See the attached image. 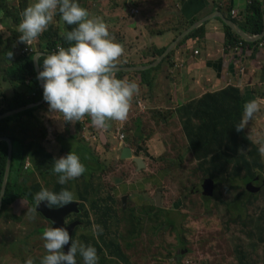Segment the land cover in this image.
Masks as SVG:
<instances>
[{
    "label": "crops",
    "instance_id": "0c3cea01",
    "mask_svg": "<svg viewBox=\"0 0 264 264\" xmlns=\"http://www.w3.org/2000/svg\"><path fill=\"white\" fill-rule=\"evenodd\" d=\"M22 1H26L29 5L33 2V0ZM117 1H120L122 4L117 11H112L110 7L111 0H107V3L106 0H78L80 6L87 9L89 13L92 10H97L95 12L96 16H100L101 14L100 4H107L104 16L108 20H105L104 17H100V19L107 25L112 39L121 44L123 48V54L117 58L115 65H126V68H128L126 79L135 81L138 85L137 92L133 95L130 103L126 120L121 122L108 121V126L100 130L92 125L91 119L87 115L81 118L82 122L79 126V133L81 135H84V133L88 134L90 136L89 139L94 138V136L99 138L102 146L111 145L112 150L115 152H113L111 158H106L105 161L97 160L96 157L92 156L88 147L83 146L76 139L71 138L74 144L71 139L64 138L63 136H66L65 129L67 130L66 122L62 121L63 118L60 114L50 113L47 104L43 102L44 111H46L43 112V118L46 119L44 127L47 128L46 134L49 137L45 141L51 144V149L57 145L60 146L56 149L54 155L60 154V156H63L62 150L65 148L69 149L73 145V148L77 149L81 155V162L85 166L94 165V168L87 170L81 177L68 181L65 185H60L57 183L56 174L51 173L50 169H48L53 164V159L57 157H51L46 150L44 152L48 157L43 163H36L35 159V165L32 166L30 161L27 160V165L24 168L25 172H31V180L40 182L41 187L44 189H46V182L51 180L52 183L49 190L55 186L71 190L75 195L74 201L78 205L77 208H79L80 213H86L89 216L92 225L93 222L101 219H106L107 223H109L107 205L111 207L113 216L111 223H116L114 221L115 216L122 218L125 215L124 205L121 211L117 212L114 197L104 196L101 198L98 196V188L94 179L96 178L95 175L98 176L102 171L103 166H108L110 159L114 160L118 158L122 161L121 153L124 149H128L131 153V145H133L134 141L128 138V135L133 133L130 130L132 125L130 120L135 116L133 110L139 106L138 100L142 93L145 94L143 102L147 106L155 107V109L150 108L147 110V119L149 117V120L146 119L144 127L149 122L153 128L160 120L164 128H167L169 123L173 125L179 124L182 139H184L187 149L188 145L181 123L184 118L179 108L201 98L207 92L218 91L226 86L241 88L242 111L246 101H257L258 98L260 99V102H256L258 106L257 111L252 115L248 124H245L246 116L244 112L242 113L244 115L243 129L247 137H249L248 134L252 132L254 127L257 128V133L264 135V55L258 51H253L248 56L245 55L244 50L236 54L234 46H223L224 25L230 27L237 34L231 28V24L238 29L240 27L232 21V18H234V21H239L241 14L244 13L251 1L259 3L264 21V0H114L113 3L115 4ZM131 10L134 13H130ZM230 10L235 12V17L230 14ZM200 26L202 29H200ZM193 31L195 32L193 33ZM237 35L240 36L239 34ZM247 36L250 37V35ZM151 41H154V43L152 44ZM258 48L264 49L263 47H259V43ZM145 49H148V53L151 52L153 55L157 51H162L159 56H154L155 61L157 58H161L156 63L160 65L157 66L155 64L154 69L149 71L150 74L146 80L149 84L147 85V82H145L148 88L141 84L138 72L145 69V67L141 68V65H145L152 59L149 54L143 53ZM195 50L197 51L196 54H194ZM37 54L41 56L44 53L41 51ZM143 87L148 90L147 93L143 90ZM255 89L259 90V96L255 94ZM41 112L42 110L39 109L36 115L39 116ZM50 114L53 115L54 120L49 118ZM137 123L138 121L135 120V127ZM71 130L72 126L69 127L68 131L70 132ZM121 134L124 136L123 140L125 139L128 145L124 141L121 143L118 140V136ZM145 148L157 153H163L165 147L162 136L160 134L151 136L147 139ZM137 149L140 150V148ZM187 154L191 155L192 153L187 151ZM132 158H134L133 155ZM122 163L126 164V161ZM41 173H44V175L42 176ZM37 175L41 177V181L36 178ZM112 183L118 189H121L122 184H129L118 180H112ZM86 192L94 196L90 204L85 203L83 199V195ZM123 196L126 198L130 197V195L127 196L125 194ZM142 200L146 201V198H142ZM179 203H181V206L178 212L181 213L183 201L178 199L176 206ZM141 205L145 212L151 209L146 202H142ZM81 206H84V209ZM157 209L159 208L155 204L153 211H159ZM157 214L146 213L144 216L147 218L148 215L155 216ZM77 217L72 214L68 217V220L74 221L72 219H77ZM148 220L151 221V219ZM187 221L190 229L196 235V230L201 226V221L192 219L190 216H188ZM211 221L213 219L203 221L204 226L211 227L212 223L209 225ZM83 231H85L83 226L82 228L81 226L77 228L78 235L84 234ZM126 231L127 229L124 226V232L120 234L126 233ZM150 232L156 233L157 231L150 229ZM101 234L108 237L104 233ZM88 235L94 236L93 231L88 230ZM240 236L242 247L247 250L249 244L244 245V242H247V240L242 232ZM93 240L96 242L95 238ZM140 240L142 239H130L128 237L130 244L135 245ZM89 242L91 243L92 241L90 240ZM249 243H252L251 245L254 247L256 240L253 239ZM118 245H121V250L125 255V245L120 242H118ZM255 249L257 253L260 247L257 246ZM227 263L231 264V262Z\"/></svg>",
    "mask_w": 264,
    "mask_h": 264
},
{
    "label": "rangeland",
    "instance_id": "374dc122",
    "mask_svg": "<svg viewBox=\"0 0 264 264\" xmlns=\"http://www.w3.org/2000/svg\"><path fill=\"white\" fill-rule=\"evenodd\" d=\"M113 1L114 0H111L110 3L111 10L117 11L122 3L117 1L114 4ZM22 3L26 4V1L0 0V33L6 40L5 44L1 47V51L3 50L5 54L12 52V45L15 48L17 47V36L19 34L16 31L17 25L11 18L4 17L2 8L6 6L8 9L15 10L19 16ZM106 3L100 4V16H96L95 12L97 10H92L90 14L99 18L104 17L105 20H108V18L104 16V13H106L105 8L107 7ZM63 25L64 23L61 25L53 20L48 28L56 29L58 32H61L65 30ZM151 43L153 44L154 41H151ZM2 64H8V61L4 58ZM149 74V72L140 73V79H138L141 82L142 79L148 77ZM4 78L5 75H0V93H6V95L10 97L13 95L14 90L12 85L5 81ZM143 86H146V84L143 83ZM143 90L146 93L148 92L145 87H143ZM258 92L259 90L255 89V94L257 96H259ZM144 97L145 94L142 93L138 100L139 106L133 110L135 116L130 120L132 124L130 130L133 133L128 135V138L134 141L133 145H131V156L133 155L134 158L139 159L142 165H140L138 169L132 161L133 158L123 159L122 161L118 158L114 160L110 159L108 161V166H103L102 171L98 176L95 175L96 178L94 179L102 194L101 198L104 196L114 197L117 212L121 211L120 199L122 198L125 209L124 214L134 213V216H139L144 224L145 230L141 236L137 238L142 240L137 241V245L130 244L126 234L117 233L114 237L118 242L125 245V255L130 264H222V262L229 259V257H233L232 252H234L236 248L242 247L240 239V230L242 226L240 220L236 217V213L240 212V207L232 205L226 210L220 205V203H230L236 193L234 194L230 190L226 192V188L229 189V184L225 182L217 192L215 190V201L206 203L201 199V193H199V191H201L200 183L204 178L195 171V165L192 162L193 157L187 154V147L184 139H182L180 125L177 123L176 125L169 123L168 127L164 128L161 121V124H157L156 128L154 126L152 128V124L149 122L144 127V123L147 119V110L150 108L155 109V107L147 106L143 102ZM256 102H260V99L258 98ZM30 107H32V105L28 108ZM43 112L46 111L42 110L37 117L42 120L41 123L44 126L46 119L43 118ZM49 118L54 120L52 114L49 115ZM135 120L138 121L136 127L134 126ZM147 120H149V117ZM256 130L257 128L254 127L252 132L248 134V141L252 146L260 148L262 145L261 140L264 135L262 133H257ZM156 134H160L163 138L165 147L163 153H157L156 151L145 148L147 139ZM65 135L67 137L62 136L71 139L66 133ZM89 137L90 136L85 133L81 135L78 130V132L74 133L72 139H76L83 146L88 147L92 156L96 157L97 160L100 159L105 161L106 158H111L113 152H115L112 150L111 145L107 144L106 146H102L99 138L94 136V138L89 139ZM146 137L147 139H145ZM256 138L257 140H255ZM46 139H49L48 134H46ZM123 141L125 144L127 143L125 139H122L120 142L122 143ZM41 142L46 152L49 153L51 157H61L60 154L54 155L56 149L60 147L59 145L51 149L50 143L46 141ZM50 142L52 143V141ZM72 142L74 143L73 140ZM137 148H140V150ZM73 149L80 157L81 155L78 150L75 148ZM70 150L71 147L69 149H63L62 155L67 154ZM260 159L262 163H264V154H261V152ZM125 161L126 164L122 163ZM51 166H49L48 169H50ZM93 166L94 165L85 166L86 171L93 169ZM163 170H166V172ZM36 178L41 181L39 175H37ZM112 180L125 181L133 186L140 185L141 191L136 192L131 190L132 187L129 189H124L123 187L118 189L117 186L112 183ZM152 182L155 184H151ZM51 183V180L46 182L47 190H49ZM235 183L236 186H241L239 182L236 181ZM123 185L124 184H122V186ZM156 185L161 187V191L156 192ZM123 194L127 196L130 195V197L126 198ZM191 197H194L197 205H193ZM93 198V194L89 192L83 195V199L87 204L92 203ZM142 198H146V201H143ZM178 199L183 201L181 213L178 212L181 203H179L178 206L174 205ZM142 202H146L151 209L146 212H141ZM252 202L253 201H251V203ZM256 202L258 203H254L241 215V218L244 220L242 224L243 226L247 225L246 228L248 231L258 224V222L254 224L252 222V218L256 214L255 209L257 207L258 209H264L263 203L260 204L258 199ZM24 203L23 200H16L12 208H10V206L4 208L2 216L0 217V264H25V260L27 259H31L32 264H39L40 258L45 255L41 234L45 229L51 227V223L46 220L35 207L27 206ZM155 204L157 208H159L157 209L159 211H153V206H155ZM107 207L108 210L111 208L109 205H107ZM145 213H158V216L149 221L144 216ZM188 216L192 219L201 221V226L196 230V235H194L195 232L190 229L187 221ZM121 219L122 221L124 219V226L126 229L134 227V219L131 221L126 215L122 216ZM209 219H213L209 224L211 225L212 223L211 227L204 226L203 221H209ZM158 222L164 225L160 229H157L155 225ZM109 223L111 222L109 221ZM92 228L93 225L91 226V230ZM150 229L156 230L157 232L152 233ZM120 232H124V227ZM92 237L94 239V236ZM249 242L250 237L247 236V242H244V245L246 246L249 244V246L252 247V243L250 244ZM128 244L131 246L129 247ZM262 249L261 247L257 253L246 252L244 255L253 256L254 261L258 259L256 264H261V258H264V251L262 254ZM182 250L186 251L185 255H181ZM106 257V254L100 255V257H98V264ZM116 263L122 264L114 260L107 261V264Z\"/></svg>",
    "mask_w": 264,
    "mask_h": 264
},
{
    "label": "trees",
    "instance_id": "16d2710c",
    "mask_svg": "<svg viewBox=\"0 0 264 264\" xmlns=\"http://www.w3.org/2000/svg\"><path fill=\"white\" fill-rule=\"evenodd\" d=\"M28 5L27 3L21 4L19 16L17 11L3 6L4 17L11 18L18 25L21 20V12ZM233 19L232 21L248 35L257 36L264 32L262 12L257 1H251L249 3L244 13L241 14L239 21H234ZM53 20L61 25L63 23L60 21L59 15L54 16ZM63 27L65 30L61 32L48 28L37 40L29 45L21 42L17 43L16 48L12 45V55L10 57L3 50L1 51V47L5 44L6 40L0 33V64H2L4 58L8 61V64L0 65V75H5L4 80L9 82L14 90L13 95L10 97L6 93H0V198L7 166V140H10L12 144V162L5 191L1 199L0 217L2 216L4 208L8 206L12 208L18 199L23 200L27 206L36 207L32 196L42 188L41 183L31 180V172H25L24 168L27 165V160L34 166L35 159L36 163H43L48 156L44 152L45 149L41 142L46 140L47 128L42 125V120L35 115V112L39 109L45 110V102L43 103L42 99V85L36 78L37 71L34 56L38 52L43 51L44 54L39 58L42 61L46 55L55 53L61 47H67L68 44L63 39V33L66 30H71L73 26L64 24ZM200 29H202L201 26ZM223 31V46H235L237 43H241V52L244 50L245 55L249 56L253 51H258L264 55V49L258 48V43L264 42V36L255 41H248L235 34L227 25H224ZM25 48L28 50H25ZM148 52V49L143 51L144 54H149L152 60L145 65L153 62L155 55L159 56L162 53V51H157L153 55L151 52ZM119 66L123 67L124 65ZM124 67L126 68L127 66L125 65ZM154 67L138 71L139 75L140 73L149 72ZM114 74L118 79L127 80V72L124 70L115 69ZM146 80L147 77L143 78L141 84H145L147 82ZM146 84L148 85L149 82ZM241 101V88L226 86L218 91L207 92L201 98L179 108L184 118L181 123L182 131L188 145L187 151L192 153L191 156L193 157L192 162L195 165V171L201 174L204 178L203 180L211 181L213 187L212 195L205 197L200 194L201 199L206 203L215 201V190L217 192L222 187V184L227 182L229 189L226 188L225 191L229 192L230 190L236 194L230 203H220V205L226 210L232 205L239 206L240 212L236 213V217L240 220L242 226L240 233L242 232L244 234L246 240L247 236L250 237V241L253 239L256 240V245L254 247L249 246L247 250L241 246L236 248L232 252L233 257H229L226 262L223 261L224 264H229L227 262H231L232 264H256L258 259L254 261L253 256H245L244 254L246 252L255 253V247L257 246L263 248L262 254L264 251V209H258V207L255 209L256 214L252 218V222L253 224L258 222V224L249 229L250 231L247 230V225L244 224L245 226H243L242 223L244 220L241 218V215L247 211V208L251 207L254 203H258L256 202L257 199L260 201V204H264V163L260 159L259 147L252 146L248 141V137L244 134V115L242 114ZM31 105V108L17 112ZM12 112L17 113L6 116ZM81 122V119L75 123L66 122L67 130L65 133L72 138L74 133L78 132ZM246 122L245 120V124ZM157 124L160 125L161 120L156 123L155 127ZM70 126H72V130L69 132L68 129ZM237 127L242 128L237 130ZM262 143H264V138L261 140ZM163 171L166 172V170ZM41 175L43 176L44 173H41ZM258 178L261 179L256 181ZM236 181L241 186H236ZM60 189L61 187L55 186L50 191L58 192ZM191 200L193 205H197L194 197H191ZM251 201L253 202L251 203ZM49 207L52 209L59 208L55 206ZM81 207L84 209V206ZM157 216L158 214L155 216L148 215L147 219H153ZM72 220L81 224L85 231H83L84 234L78 235L77 226L73 230L71 238L78 243L80 242L85 245L91 244L96 248L98 257L103 254L107 255L106 260H102L100 264H107V261L111 260L119 262V260L124 261L125 259L129 262L122 250L119 249L118 240L115 237L116 248L112 250L110 248L111 245L109 247L104 244L102 236L98 237V242L102 245L99 246L93 240L92 235H88V230L91 231L92 224L86 213L83 214V217H78V219L73 218ZM134 220L135 225L132 229L145 230L140 217ZM96 224L100 225L98 222ZM155 225L157 229L164 226L160 222ZM130 230L127 229L126 233L122 234H126L130 239H137L141 236L139 232H130ZM90 240L92 241L91 243L89 242ZM128 246L130 247L131 245L128 244ZM76 264H82L79 255L76 257ZM261 264H264V258H261Z\"/></svg>",
    "mask_w": 264,
    "mask_h": 264
},
{
    "label": "clouds",
    "instance_id": "9594fccd",
    "mask_svg": "<svg viewBox=\"0 0 264 264\" xmlns=\"http://www.w3.org/2000/svg\"><path fill=\"white\" fill-rule=\"evenodd\" d=\"M56 15L65 25L73 27L63 33L67 47H61L38 61L40 70L36 78L42 82V99L48 111L58 113L62 121L72 123L87 115L92 125L100 130L108 126V121L126 120L138 85L135 81L116 78L115 67L125 68L115 66L123 48L112 39L105 22L92 16L79 5L78 0H33L21 12V20L16 27L18 42L30 44L37 40ZM11 55L8 52V57ZM257 108L255 100L246 101L244 115L251 118ZM241 128L237 127V130ZM259 151L264 154V143ZM50 171L56 174L58 184L65 185L81 177L86 168L72 145L67 154L53 159ZM50 190L41 188L32 196L37 207L42 202L46 207H63L75 200L74 193L67 188L58 192ZM72 214L82 215L80 211ZM72 214L65 218V224L70 223L66 219ZM92 231L97 236L103 228L93 225ZM41 240L45 255L39 264H76L77 255L83 264H98L96 248L73 240L64 227L45 229ZM65 245H69L66 252L62 250ZM185 254L186 251L182 250L181 255ZM25 264H32V260H25Z\"/></svg>",
    "mask_w": 264,
    "mask_h": 264
},
{
    "label": "water",
    "instance_id": "95a60500",
    "mask_svg": "<svg viewBox=\"0 0 264 264\" xmlns=\"http://www.w3.org/2000/svg\"><path fill=\"white\" fill-rule=\"evenodd\" d=\"M231 28L237 34H239L242 38H244L245 40H248V41H252V40L255 41V40L261 39L264 36V32H263L260 35H257V36H251L250 35V37H248L247 34H245L241 29L236 28L232 24H231ZM39 55L40 54H36L34 56V62H35V67H36L37 72L39 71V68H38V60H39V57H40ZM160 59L161 58H157L156 61L154 60L150 64H148L146 66H143L141 68L145 67V69H146V68H151L152 66L154 67V65ZM115 69H121V70H124V71L128 70V68H120V67H115ZM40 83L42 85L41 81H40ZM25 109H28V107L24 108V109H21V110H25ZM21 110L17 111V112H21ZM17 112L9 113L6 116L14 114V113H17ZM249 120H250V118L246 117V121L249 122ZM7 142H8L7 167H6L4 181H3V184H2V190H1L0 210H1V205H2L1 199H2V195H3L4 191H5L6 182H7V179H8V176H9V171H10V165H11V162H12V144H11L10 140H7ZM131 158H132V156H131L130 151L128 149H124L123 152L121 153V159L123 160V159H131ZM132 160H133V163L139 169L140 165H142V162L139 159H136V158H133ZM260 179L261 178H258L256 181H259ZM200 187H202L203 192L201 194L203 196L210 197L212 195L213 187H212L211 181L204 180L201 183ZM36 209H37V211L40 214H42V216L44 218H46V220H48L51 223V227L50 228H52V227H64V228H66L68 230L70 238H71V235L73 233L74 228L79 225V223L77 221H73V222H70L68 224H65V218L69 214L78 213V210H76V204L75 203H69L68 205H65L63 207H59L57 209H48V207H46L45 204L42 202L40 205H38V207L36 206ZM69 245H70V241H69ZM69 245H65L62 250L66 252Z\"/></svg>",
    "mask_w": 264,
    "mask_h": 264
},
{
    "label": "flooded vegetation",
    "instance_id": "af4514ba",
    "mask_svg": "<svg viewBox=\"0 0 264 264\" xmlns=\"http://www.w3.org/2000/svg\"><path fill=\"white\" fill-rule=\"evenodd\" d=\"M6 167H7V166H6ZM9 172H10V171H9ZM4 176H5V174H4ZM3 181H4V180H3ZM151 184H155V183L152 182ZM122 187H123L124 189H125V188L129 189L130 187H132L131 190H134V191H136V192H140V191H141V186H140V185L133 186V185H131V184H124ZM97 188H98V187H97ZM124 189H123V191H124ZM1 190H2V188H1ZM155 190H156V192H157V191H161V187L156 185ZM200 190H201V191H199V193H202V192H203L202 187H200ZM98 196H99V197L102 196V194L100 193V190H99V189H98ZM124 197H125V196H124ZM71 203H75V204H76V210L79 211V208H77V206H78L77 203H76L75 201H73V202H71ZM174 205H176V204H174ZM141 206H142V205H141ZM122 207H123V202H122V198H121V199H120V210H121ZM35 208H36V207H35ZM48 209H52V208L48 207ZM142 211H143V208H142L141 212H142ZM145 214H146V213H145ZM145 214H144V215H145ZM125 215H126L131 221H132V219L139 218V216H134V215H135L134 213H125ZM125 215H124V216H125ZM81 217H83V214L81 215ZM66 221H67V222H71L70 220H68V218L66 219ZM108 221H110V222L113 221V216H112L111 208H110V210H109ZM114 221H115L116 223H107V220H106V219H101V220L97 221V222L100 224V226L103 228V232H102V233L108 235V237H106V236H104V235H102V234H98L97 236L94 237V238L96 239V243H97L99 246H102V245L98 242V241H99L98 237H99V236H102V239H103L104 244L107 245V246H109V247H110V245H111L110 248H111L112 250H115V248H116V242H115V239H114V235H116L117 233H118V234L121 233L120 231H121V230L123 229V227H124V223H122V222H124V219H123V221H122L121 218L115 216ZM97 222H93V225H97V224H96ZM79 225L82 226L81 224H79ZM143 231H144V230H137V232H139L140 234H142ZM130 232H135V229H132V228H131ZM130 232H129V233H130ZM111 234H112V235H111ZM121 248H122V247H121V245H120V246H119V249H121ZM124 258H125V257H124ZM119 263H122V264H129V262H127L126 259H125L124 261L119 260Z\"/></svg>",
    "mask_w": 264,
    "mask_h": 264
},
{
    "label": "built area",
    "instance_id": "2783aa9c",
    "mask_svg": "<svg viewBox=\"0 0 264 264\" xmlns=\"http://www.w3.org/2000/svg\"><path fill=\"white\" fill-rule=\"evenodd\" d=\"M130 13H134V11H130ZM230 14L233 16V17H235V12L233 11V10H230ZM29 45V44H28ZM259 47H263L264 48V42H259ZM234 49H235V51H236V54H239L240 52H241V50H242V44L241 43H237L235 46H234ZM25 50H27V48L25 49ZM197 53V51L195 50L194 51V54H196ZM123 135L121 134V135H119L118 136V140L119 141H121L122 139H123Z\"/></svg>",
    "mask_w": 264,
    "mask_h": 264
}]
</instances>
